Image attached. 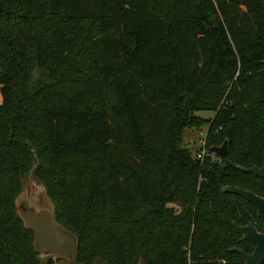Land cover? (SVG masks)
I'll return each mask as SVG.
<instances>
[{
	"label": "trees",
	"instance_id": "1",
	"mask_svg": "<svg viewBox=\"0 0 264 264\" xmlns=\"http://www.w3.org/2000/svg\"><path fill=\"white\" fill-rule=\"evenodd\" d=\"M204 123L225 156L182 145ZM35 153L79 262L243 264L233 223H264L223 189L264 196L237 168L264 165V0H0V264H40L14 204Z\"/></svg>",
	"mask_w": 264,
	"mask_h": 264
},
{
	"label": "water",
	"instance_id": "2",
	"mask_svg": "<svg viewBox=\"0 0 264 264\" xmlns=\"http://www.w3.org/2000/svg\"><path fill=\"white\" fill-rule=\"evenodd\" d=\"M210 151L217 153L220 157L225 156L227 140L225 139L221 145L211 146ZM237 168L264 179V165L261 167L238 166ZM223 191L239 195L252 204L256 208L257 216L264 222V196L256 195L253 191L238 186H225ZM17 198L15 201L16 212L24 227L33 232V247L38 254L55 255L54 264H88L78 261L77 237L56 221L55 205L47 193L42 194L40 202L29 197L28 203H25ZM233 227L241 235V239L251 240L254 243V248L251 253L239 248L231 250L239 253L243 264H264V232L258 231L252 223L247 225L233 223ZM90 264L109 263L98 257Z\"/></svg>",
	"mask_w": 264,
	"mask_h": 264
},
{
	"label": "rangeland",
	"instance_id": "3",
	"mask_svg": "<svg viewBox=\"0 0 264 264\" xmlns=\"http://www.w3.org/2000/svg\"><path fill=\"white\" fill-rule=\"evenodd\" d=\"M160 6H163V4H161ZM163 12H165V15H167V11L164 8H163ZM93 30H94V27L92 26L90 31H93ZM71 84L73 86H75V84L73 82L69 83V85H71ZM196 114H198V115H200V116H202L204 118H207L208 121L211 119V117L213 115V113L209 112V111H199ZM206 131H207V123H204L203 125H194V126L185 128L184 133H183V137H182V145L184 147L190 148L192 153H194V155H196L198 152L202 151L204 153V158L203 159H205V158L206 159L207 158L217 159V157H215L213 155V153H210V151L207 148L208 142H207L206 137H205L206 136L205 135ZM32 151L34 153V149H32ZM34 159L35 160L32 163L31 167L29 168V170L26 173L25 177L22 179V187H21V189L19 190V192L17 193V195H16V197L14 199L15 208H17L16 207V203H15L17 197H18L17 200H21V201H23L25 203H28V198L29 197L33 198L36 202H40L42 194L44 192L47 193L46 187L42 183L37 181L36 177L34 176V171H35V169L37 168V166L39 164V160L36 157V153L34 154ZM203 159H201V161ZM47 195H48V193H47ZM169 206H172L177 211L182 209L181 207L179 208L178 206H175V205H172V204H169ZM55 218H56V207H55ZM59 224L62 225L61 223H59ZM38 258H39V263L40 264L45 263L47 261V259H51L52 260V264L55 263V261H54L55 255H53V254H43V255L38 254ZM136 264H141L140 260H138Z\"/></svg>",
	"mask_w": 264,
	"mask_h": 264
},
{
	"label": "built area",
	"instance_id": "4",
	"mask_svg": "<svg viewBox=\"0 0 264 264\" xmlns=\"http://www.w3.org/2000/svg\"><path fill=\"white\" fill-rule=\"evenodd\" d=\"M196 157H197L198 159H203V158H204V153H203L202 151H200V152H198V153L196 154Z\"/></svg>",
	"mask_w": 264,
	"mask_h": 264
},
{
	"label": "flooded vegetation",
	"instance_id": "5",
	"mask_svg": "<svg viewBox=\"0 0 264 264\" xmlns=\"http://www.w3.org/2000/svg\"><path fill=\"white\" fill-rule=\"evenodd\" d=\"M263 223H264V222H263ZM257 230H258V229H257ZM258 231H259V230H258ZM260 232H263V231H260ZM253 248H254V247H253ZM252 251H253V249H252ZM252 251H251V252H252ZM251 252H248V253H251Z\"/></svg>",
	"mask_w": 264,
	"mask_h": 264
}]
</instances>
